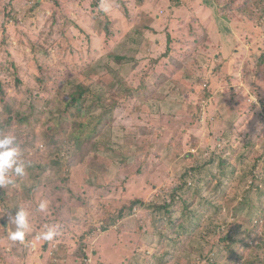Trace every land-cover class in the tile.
Wrapping results in <instances>:
<instances>
[{"label":"rangeland","instance_id":"1","mask_svg":"<svg viewBox=\"0 0 264 264\" xmlns=\"http://www.w3.org/2000/svg\"><path fill=\"white\" fill-rule=\"evenodd\" d=\"M76 85L117 107L97 150L73 147L86 123L64 110ZM89 101L76 105L83 116ZM0 133L29 165L0 187V264H154L158 233L175 239L194 214L176 206L161 221L129 206L161 199L197 166L234 180L224 199L183 198L222 208L191 207L205 214L190 225L196 251L168 264H264V219L234 216L264 190V0H0ZM19 208L30 230L13 242ZM52 225L60 234L40 239Z\"/></svg>","mask_w":264,"mask_h":264},{"label":"trees","instance_id":"2","mask_svg":"<svg viewBox=\"0 0 264 264\" xmlns=\"http://www.w3.org/2000/svg\"><path fill=\"white\" fill-rule=\"evenodd\" d=\"M176 3L177 2H175V5ZM115 59L117 61L120 60V58ZM84 99L90 100V104L86 109L85 116L79 113L82 111L81 107L76 108L77 103L79 101L81 102ZM105 100L106 99H104L103 96H98V94L85 88L83 85H76L74 91L71 94V98L68 102L65 103V112L72 115L77 114L78 116H81L86 120V123H84L85 121L79 122L81 126H77L75 132H73L71 136V139L73 140V147L76 149V153L80 152L86 145H89L92 150H95L98 145L101 146L105 144V142L100 140L101 131L102 129L111 126L112 119L114 117V111H116L117 109V107L112 106V104L109 106L105 105ZM7 109H9V107H7ZM93 115H97L96 122L94 124L91 121H87V118ZM28 121L29 117L20 118L21 123H28ZM8 124H10V120L7 122V125ZM209 163V161L206 162V164ZM218 163L220 168L222 169L229 166L226 158L219 159ZM54 165H58V163L54 162ZM229 167L234 169L232 166ZM45 169L46 167H42L41 170L44 171ZM216 172L212 171L211 169L201 168L200 166L191 167L190 169L186 170L182 176L184 179L183 184L172 187L169 193L165 195L163 194L161 199H152L148 204H145V202H143L142 200H135L130 204L129 208L132 209L136 206H140L146 210H150L153 214L160 213L159 216L160 220L162 221L163 214L169 218L171 212L177 206L183 210L182 216H190L196 214L195 216L193 215V217L188 219V225L189 223L190 225L196 224L195 227L197 229L199 228V223L201 222V219L205 214H201L200 216H198V212L201 210V208L200 210H194L192 212L191 207L194 204H197L198 206H203V204H205V207L211 205L215 216H218L220 214L222 206L215 205L205 196L201 197L197 203L194 200L188 201L187 199L183 198L190 194H193V198L198 197V194L204 193L205 190H211V192L215 193L218 198L224 199L226 197L230 184L234 180V171L217 170ZM199 186H201V188H199ZM192 188H194V190H192ZM258 191L259 193L257 201L253 203L252 199L244 200L235 209V217H239L240 214L246 212L247 216H249V218L253 220L255 219L256 221H259L264 219V209L258 208V205L264 201V190L260 188V190ZM152 222L154 223V221ZM190 225L188 226V228H183L181 225L175 228V231H177V233H174L176 237H174L175 239L170 238L172 236L170 233H158L157 237H160L161 241L165 239V243L162 244L163 249L161 257L153 258L154 264H168L178 257L183 258V253L181 251L184 250V246H190L193 251H196L194 249V243L189 242L191 240V237L193 236V234H191L192 229ZM234 237L230 238L232 244L237 243V239H235ZM225 249H229V246H225ZM159 250L160 245L158 247V251ZM230 251L233 252L232 249ZM238 259H240V257H238Z\"/></svg>","mask_w":264,"mask_h":264},{"label":"clouds","instance_id":"3","mask_svg":"<svg viewBox=\"0 0 264 264\" xmlns=\"http://www.w3.org/2000/svg\"><path fill=\"white\" fill-rule=\"evenodd\" d=\"M28 166L21 158L16 136L12 133H0V187L14 185L15 180L13 177H24ZM46 207V202H41L38 205V210L44 211ZM9 220L15 226V230L9 233L8 238L13 242H23L30 230L29 212L19 208L14 215L9 217ZM59 234L60 229L56 225L45 226L40 239L51 241Z\"/></svg>","mask_w":264,"mask_h":264}]
</instances>
